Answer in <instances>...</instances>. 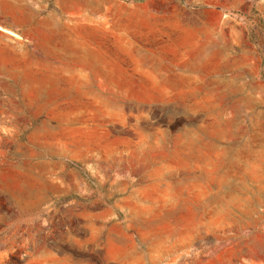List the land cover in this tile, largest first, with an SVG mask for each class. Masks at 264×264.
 <instances>
[{
	"label": "rangeland",
	"instance_id": "rangeland-1",
	"mask_svg": "<svg viewBox=\"0 0 264 264\" xmlns=\"http://www.w3.org/2000/svg\"><path fill=\"white\" fill-rule=\"evenodd\" d=\"M0 264H264V0H0Z\"/></svg>",
	"mask_w": 264,
	"mask_h": 264
}]
</instances>
